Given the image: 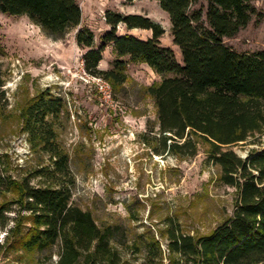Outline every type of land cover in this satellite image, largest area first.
Here are the masks:
<instances>
[{
	"label": "trees",
	"instance_id": "obj_1",
	"mask_svg": "<svg viewBox=\"0 0 264 264\" xmlns=\"http://www.w3.org/2000/svg\"><path fill=\"white\" fill-rule=\"evenodd\" d=\"M153 1L168 16L180 62L169 47L161 46L162 27L139 15L106 12L103 18L109 30L93 49L92 32L80 27L77 0H0V13L27 18L52 40L77 29L75 43L86 50L81 57L83 71L111 87L126 82L123 59L145 64L159 76V83L145 89L156 109L158 136L151 138L155 154L189 158L196 154L195 140L208 146L207 160L218 167L219 181L237 193L233 214L197 238L170 231L169 263L264 264V141L245 158L231 150L264 134V51L239 53L224 44V39L234 38L247 27L257 10L252 0H205L204 9H194L197 0ZM120 24L128 31H149L151 37L117 35ZM108 46L115 56L112 69L99 70ZM3 87L0 67V100L5 95ZM48 92H40L24 107L21 129L30 144H38L49 156V168L34 175L48 182L33 186L0 171V231H4L6 249L42 252L58 243L61 253L56 264H124L111 227L98 228L90 213L70 203L68 158L54 144L52 127L61 105ZM145 143L151 145L148 140ZM9 194L16 197L4 200ZM11 206L18 209L8 227L5 214ZM160 259L156 246L148 249L139 264H156Z\"/></svg>",
	"mask_w": 264,
	"mask_h": 264
},
{
	"label": "rangeland",
	"instance_id": "obj_2",
	"mask_svg": "<svg viewBox=\"0 0 264 264\" xmlns=\"http://www.w3.org/2000/svg\"><path fill=\"white\" fill-rule=\"evenodd\" d=\"M81 28L94 36L93 49L109 30L106 12L139 15L159 24L164 30L161 46L169 47L177 62L180 52L172 45L168 16L153 0H77ZM197 0L194 9L205 7ZM257 15L234 38L224 44L239 53L264 51V4L252 0ZM77 29L63 38L46 37L25 17L0 13V67L4 99L0 100V171L17 182L44 185L45 178L35 172L51 165L49 156L38 144H30L22 132L24 107L47 89L59 99L61 113L52 122L54 144L68 158L70 203L90 213L100 229L111 227L124 264H139L148 249L158 247L161 259L156 264H171L167 252L170 231L194 238L209 234L229 219L237 196L234 188L219 181V169L207 160L208 146L196 142V154L179 158L155 154L158 136L156 109L145 89L160 81L149 67L125 61L126 82L110 89L111 103L100 105L99 94L83 71L85 49L77 47ZM141 40L151 37L146 30H126L118 25L117 35ZM115 60L111 46L103 52L99 70H110ZM104 81V80H103ZM151 145H147L145 141ZM264 134L250 137L231 147L240 158L258 150ZM63 182V181H62ZM9 194L4 200L15 198ZM8 227L17 212L11 206ZM28 226V225H26ZM0 231V264H56L61 253L58 243L42 252L6 249ZM175 258V257H174Z\"/></svg>",
	"mask_w": 264,
	"mask_h": 264
},
{
	"label": "built area",
	"instance_id": "obj_3",
	"mask_svg": "<svg viewBox=\"0 0 264 264\" xmlns=\"http://www.w3.org/2000/svg\"><path fill=\"white\" fill-rule=\"evenodd\" d=\"M90 82L95 86L99 94V103L100 105H109L111 103V95L109 86L101 78L89 77Z\"/></svg>",
	"mask_w": 264,
	"mask_h": 264
},
{
	"label": "crops",
	"instance_id": "obj_4",
	"mask_svg": "<svg viewBox=\"0 0 264 264\" xmlns=\"http://www.w3.org/2000/svg\"><path fill=\"white\" fill-rule=\"evenodd\" d=\"M258 1L260 2V4H264V0H258ZM133 30H136V29H133Z\"/></svg>",
	"mask_w": 264,
	"mask_h": 264
}]
</instances>
